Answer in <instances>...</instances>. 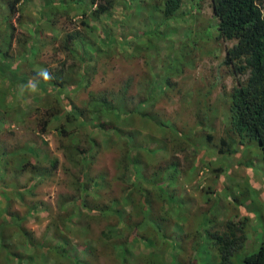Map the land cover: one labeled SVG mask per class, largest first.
Here are the masks:
<instances>
[{"label":"rangeland","instance_id":"1","mask_svg":"<svg viewBox=\"0 0 264 264\" xmlns=\"http://www.w3.org/2000/svg\"><path fill=\"white\" fill-rule=\"evenodd\" d=\"M10 1L0 5V40L11 35L0 46V68L10 57L9 67L28 79L47 69L74 87L71 111H82L84 123L67 121L56 101L63 115L43 133L38 122L56 93L39 86L20 96L22 84L11 93L0 77V264H69L57 262V250L43 259L45 251L30 244L53 246L59 235L67 256L83 263L218 264L210 233L229 220L244 221L234 263L264 245V155L255 139L227 129L236 80L223 60L235 42L217 39L210 0H183L167 20L163 0H118L99 18L88 2L71 3L56 19L54 0H32V14L23 18L24 5L11 25ZM75 33L68 54L61 45ZM148 82L151 109L142 111L151 110V119H138L129 111ZM94 106L100 113L92 124ZM82 171L84 182L91 174L98 183L88 194L79 193ZM13 216L19 220L9 224ZM80 228L89 238L82 251L71 247Z\"/></svg>","mask_w":264,"mask_h":264},{"label":"trees","instance_id":"2","mask_svg":"<svg viewBox=\"0 0 264 264\" xmlns=\"http://www.w3.org/2000/svg\"><path fill=\"white\" fill-rule=\"evenodd\" d=\"M16 1L17 0H13L10 2L11 4L8 8L11 10V14H9L6 24L11 21L12 14H16L17 9L14 6V2ZM81 1L84 2L85 0H76L78 3ZM95 1L96 0H91L90 5H93ZM117 1L118 0H102L96 5V9L92 12V16L99 18L100 16L109 13ZM130 1L134 2L135 0ZM55 2L56 1L54 0L51 3L56 4ZM71 2H73V0L60 1V3L57 4L59 5L57 12L53 13V19H56L58 14L68 10V6ZM162 3L163 8L160 14H162L164 19L167 20L169 17L175 16L182 8L183 0H163ZM210 4L212 14L217 20V39L224 42H235L230 48H226L223 60V64L232 71L236 80L235 85L230 90V117L228 119L227 129L231 133H237L241 136L255 139L261 153L264 155V0H210ZM63 6L66 7V9L60 8ZM5 28L7 29L8 26H5ZM150 32L151 31H149V34L146 36H151ZM77 34L78 33L67 34L64 36V42L61 45V49H63L64 52H67L68 54L70 53L69 49L72 48ZM4 39V41L10 42L11 35H5ZM28 39H26L27 42L25 45H27ZM4 55L6 56L5 58L8 57L7 52H5ZM7 60L8 64L12 65L10 61L11 58L9 57ZM9 65L0 68V77L3 80L7 79V89L13 93L16 84L19 83L25 85L29 79L27 77L28 72L21 71L19 66L18 68L15 67L12 69ZM33 74L37 75V72H34ZM240 76H246L245 80H241L239 78ZM52 79L56 80H51V86L44 83V80L42 79L38 85L42 90H47L50 93L55 92L57 97H53L52 104L49 108L45 109V112L43 113L44 117L38 122L39 129H41L43 133L47 132L48 124L51 123V121H60L63 115V110L59 109V105L56 101L63 102L65 109H67V112L65 113L67 121L73 120L77 122L79 120V125L84 123V120L81 118L82 111L76 109V111H71L74 106L72 102H70V94L74 93V87L64 86V82L58 80L57 76ZM66 82H70L69 79ZM0 83L3 85L5 81L0 79ZM123 88L124 91H126L128 86H124ZM147 89L148 94L143 95L133 110H128L129 115L133 117L136 116L138 119L144 117H149V120L151 119V110H149V114H146V111H142V109L145 108L144 106L148 103L150 104L147 107H150L151 109V82H148ZM103 100H105V98L99 97L97 99L98 105L102 108H106L107 105ZM0 103L3 106V100H0ZM99 109L100 108L94 106L93 113L88 123L93 124L95 122L96 117L100 113ZM62 133H65L64 128L62 129ZM208 138L210 139V137ZM25 165L27 166L28 164L25 163ZM83 177L84 174L82 171L78 178V188L80 190L78 188L77 190H79L80 194H83V192L88 194L87 189H95L98 183L91 182V179L93 178L91 177V174L88 177V182H84ZM78 201L84 202L83 206L87 208V211L89 212L96 209V207L88 206L82 196L78 198ZM9 206L10 205L7 207L8 209ZM110 212L113 214L112 211ZM116 214L118 215L117 212ZM17 220H19V218L13 216L9 224H12ZM220 226L223 228V231L216 230L210 233L213 234L212 236H215L217 240L220 259L218 264H236L231 260V257L239 247H242L241 241L244 238V221H224ZM75 234L77 239H79V244L73 243L71 247H74V250H77L78 247L81 246V251L86 249L85 241L89 240L87 236L88 230L86 228H80L77 229ZM55 238L59 243L55 244L52 242L53 246L44 247L42 244L39 245V242L35 241V243L31 241L30 244H36L37 250L45 251L43 259L48 257L50 260L52 254L57 250L59 252L57 262H59L60 259L64 260L67 258L69 264H74L73 260H75L77 264L83 263L80 262L75 255L67 256V253L71 250H68L69 244L65 237L59 235ZM98 241V239L94 240L96 247L98 246ZM95 246L94 249L96 248ZM91 257L94 258V256ZM30 258L31 261H33L32 255ZM89 262L91 263L88 259V262L84 261L83 264H90ZM242 262V264H264V245H261L257 251L245 255Z\"/></svg>","mask_w":264,"mask_h":264},{"label":"clouds","instance_id":"3","mask_svg":"<svg viewBox=\"0 0 264 264\" xmlns=\"http://www.w3.org/2000/svg\"><path fill=\"white\" fill-rule=\"evenodd\" d=\"M102 0H96L95 3H93V5L91 4L90 7H93V10L92 12L96 9V5L98 3H100ZM86 3V0L82 3H80L78 6V9H81L80 7ZM89 4L91 3V0H89L88 2ZM63 13H67L66 11H63ZM63 13H60V14H63ZM59 14V15H60ZM85 11L82 10L81 11V16L80 17H83V15H85ZM92 15V14H91ZM104 16H107V14H104ZM230 48V47H228ZM224 57H225V53H224ZM52 74L47 70V69H43L42 71L38 72L37 73V77H34V78H30L29 81L27 82V84L25 85H22L21 88H20V92H19V95L20 96H23L25 93H28V94H37L38 91H39V82L40 80H44V81H47V80H50L52 79Z\"/></svg>","mask_w":264,"mask_h":264},{"label":"crops","instance_id":"4","mask_svg":"<svg viewBox=\"0 0 264 264\" xmlns=\"http://www.w3.org/2000/svg\"><path fill=\"white\" fill-rule=\"evenodd\" d=\"M5 1H6V0H0V5H1V4H4ZM11 1H13V0H11ZM11 1H10V2H11ZM55 1H56V2H55L56 4H59L61 0H55ZM65 1H66V0H65ZM10 2H9V7H10V4H11ZM16 2H17V3H16ZM16 2H14V4H15L14 6H15V8L17 9V10H16V14H21V13H20V8L23 7L24 5H26V8H25V9H26L27 13H25V15L21 14V15L23 16V18H26L29 14H32V12H31L32 10H30V9L28 8V4H30V3L32 2V0H17ZM82 2H83V1H81V2L78 3V2H76V0H73V2H71V3H72L74 6H78V5H79L80 3H82ZM87 2H89V0H86V3H87ZM18 11H19V12H18ZM78 12H79V11H78ZM62 13H63V12H62ZM62 16H63V15H62ZM0 23H3V21L1 20ZM4 28H5V27H4ZM4 28H3V29H4ZM3 29H2V30H3ZM3 41H4V40H0V46L2 45ZM4 42H5V41H4ZM0 52H1V51H0Z\"/></svg>","mask_w":264,"mask_h":264}]
</instances>
